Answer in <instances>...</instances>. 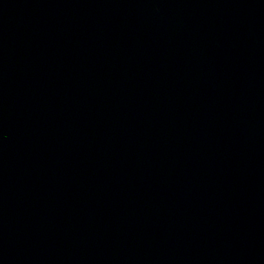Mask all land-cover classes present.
<instances>
[{
	"label": "water",
	"instance_id": "obj_1",
	"mask_svg": "<svg viewBox=\"0 0 264 264\" xmlns=\"http://www.w3.org/2000/svg\"><path fill=\"white\" fill-rule=\"evenodd\" d=\"M0 264H264V0H0Z\"/></svg>",
	"mask_w": 264,
	"mask_h": 264
}]
</instances>
